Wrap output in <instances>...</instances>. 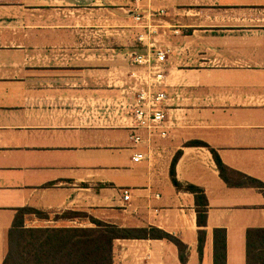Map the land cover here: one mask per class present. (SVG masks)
I'll use <instances>...</instances> for the list:
<instances>
[{
  "label": "crops",
  "instance_id": "0c3cea01",
  "mask_svg": "<svg viewBox=\"0 0 264 264\" xmlns=\"http://www.w3.org/2000/svg\"><path fill=\"white\" fill-rule=\"evenodd\" d=\"M121 12L123 30L165 51L176 99L164 138L137 130L133 143L114 106L132 101L140 71L132 47L107 45ZM192 140L264 183V0H0V264L23 206L154 226L184 246L181 261L167 239L116 238L112 264H213L214 228L225 230L224 264H245V230L264 227V196L226 185L208 147ZM178 150L175 178L207 201L200 253L194 196L169 177Z\"/></svg>",
  "mask_w": 264,
  "mask_h": 264
},
{
  "label": "trees",
  "instance_id": "16d2710c",
  "mask_svg": "<svg viewBox=\"0 0 264 264\" xmlns=\"http://www.w3.org/2000/svg\"><path fill=\"white\" fill-rule=\"evenodd\" d=\"M189 145H208L200 140L186 142ZM220 178L228 186H249L259 189L264 196V183L224 165L216 151L208 147ZM180 154L176 151L169 165L172 185L194 196L198 251L204 239L202 227L206 221L207 201L202 189L193 184H182L174 176V165ZM39 214L47 219V213L30 206L15 209L6 233V251L1 264H112V242L116 238L167 239L178 248V256L184 261L183 244L171 234L154 226L121 227L98 220L84 212L63 210L64 221L78 220L91 226L66 223L45 226H26L24 215ZM54 221H57L55 219ZM213 264L225 263V230L213 229ZM245 264H264V227H248L245 230Z\"/></svg>",
  "mask_w": 264,
  "mask_h": 264
},
{
  "label": "built area",
  "instance_id": "2783aa9c",
  "mask_svg": "<svg viewBox=\"0 0 264 264\" xmlns=\"http://www.w3.org/2000/svg\"><path fill=\"white\" fill-rule=\"evenodd\" d=\"M158 13L161 14L162 10L159 9ZM143 16V13L136 12L133 20L142 21ZM165 60V51L150 47L143 53L133 54L131 58L133 64L146 70L143 86L134 91L132 101L124 102L121 108V114L126 118L124 122L129 130V139L133 143L143 139L137 130L145 131L146 140L153 137L164 138L167 135L170 123L166 110L169 103L176 99V94L170 93L165 88ZM142 157L141 153H134L131 159L137 162ZM128 197L127 191L124 190L123 198L127 200Z\"/></svg>",
  "mask_w": 264,
  "mask_h": 264
},
{
  "label": "rangeland",
  "instance_id": "374dc122",
  "mask_svg": "<svg viewBox=\"0 0 264 264\" xmlns=\"http://www.w3.org/2000/svg\"><path fill=\"white\" fill-rule=\"evenodd\" d=\"M136 12L139 14L142 13L141 11H138V10H136L135 13ZM120 14L121 15H120V19L118 20V22L113 21V24H115V25L118 24V28H117V26L112 28L113 29L112 32H115L116 35L115 34L112 35V37H113L112 39H110V37L108 36V39L112 40V42L108 41L107 45L108 46L109 45L115 46L120 51H126L125 50L126 47H132V49L134 51V53L130 54V58H132L133 54L143 53L148 47L144 48L140 43L141 41L136 39L137 38L136 36L135 37L132 36L133 34L130 35V33H132V31L128 33V31L123 30L124 27H121V26H123L122 24L125 22L121 19L122 15H123L122 12ZM108 15H110V14H106V15L104 14V17H106ZM114 29H116V31H114ZM128 29H130V28H128ZM150 48L155 49V47L153 45ZM145 73H146V70H144L143 68H140V71L136 72L135 75L133 76L135 79L134 80L135 84L133 85L134 91L138 90L140 87L143 86V81H144L145 75H146ZM164 73H165V70H164ZM174 101H175V99H174ZM123 103H124V101L116 102V104H114V106H116L117 108L120 109V108H122ZM169 106H170V104H169ZM44 212L47 213V219L46 220L44 218H40L39 214H32V213L25 214L24 215V224L26 226H45V225L62 224L65 222L64 220H62L63 219V215H62L63 209L53 210V211H44ZM55 219H57V221H54ZM87 226H90V225H87Z\"/></svg>",
  "mask_w": 264,
  "mask_h": 264
}]
</instances>
